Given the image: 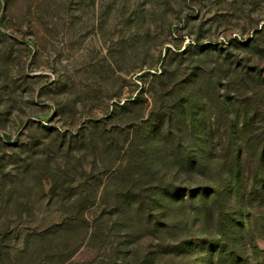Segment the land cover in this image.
Returning <instances> with one entry per match:
<instances>
[{
    "label": "rangeland",
    "instance_id": "374dc122",
    "mask_svg": "<svg viewBox=\"0 0 264 264\" xmlns=\"http://www.w3.org/2000/svg\"><path fill=\"white\" fill-rule=\"evenodd\" d=\"M225 107L264 110V0H0V264H227L205 208L161 196Z\"/></svg>",
    "mask_w": 264,
    "mask_h": 264
},
{
    "label": "trees",
    "instance_id": "16d2710c",
    "mask_svg": "<svg viewBox=\"0 0 264 264\" xmlns=\"http://www.w3.org/2000/svg\"><path fill=\"white\" fill-rule=\"evenodd\" d=\"M240 44L246 45V42ZM181 76V87L188 86L189 90L182 97L179 118L181 125L188 128L185 123L192 121L194 107L205 102L200 100L201 95L197 93V80L191 83L189 79L192 75L187 72ZM195 78L198 79L199 75ZM225 90L230 91V88ZM155 95L156 91H153V97ZM157 100L160 101L159 97ZM221 113L229 120L226 125L214 124L208 128V138L206 133L205 137L200 135L197 139L182 140L179 144L181 153L178 172L186 175L187 179L183 178L180 185L176 186L173 196H169V187L161 196L167 200L171 198L173 202L187 200L195 206L202 205L206 211L205 215H201L205 221L215 223L214 233L217 234L215 241L205 246L216 252L219 260L230 257L227 264H238V260L233 259L234 249L242 246L244 252L248 248L254 251L256 234L264 238V223H258L257 219L258 215L264 217V110L257 107L237 111L225 107ZM192 130L196 133V127H191ZM215 133L219 135L216 141L211 139ZM227 146L232 150H227ZM252 149L257 150L258 159L253 165L254 169L248 166V179L241 181V162L244 157L246 159L251 156ZM227 151L230 153L229 159ZM227 166H230V171L219 175ZM216 172L218 177L215 179ZM219 203H223L220 205L221 210L216 213L207 212L211 206L219 207ZM215 214L218 216L216 220Z\"/></svg>",
    "mask_w": 264,
    "mask_h": 264
}]
</instances>
